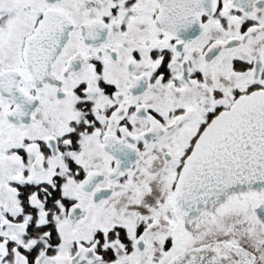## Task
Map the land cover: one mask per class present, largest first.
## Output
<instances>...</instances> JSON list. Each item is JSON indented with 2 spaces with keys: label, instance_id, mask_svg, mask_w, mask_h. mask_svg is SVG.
Returning a JSON list of instances; mask_svg holds the SVG:
<instances>
[{
  "label": "snow or ice",
  "instance_id": "6c2138e0",
  "mask_svg": "<svg viewBox=\"0 0 264 264\" xmlns=\"http://www.w3.org/2000/svg\"><path fill=\"white\" fill-rule=\"evenodd\" d=\"M0 264H264V0H0Z\"/></svg>",
  "mask_w": 264,
  "mask_h": 264
}]
</instances>
